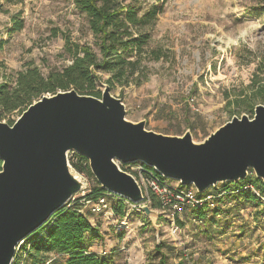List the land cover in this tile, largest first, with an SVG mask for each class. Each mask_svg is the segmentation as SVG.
<instances>
[{"label":"rangeland","instance_id":"374dc122","mask_svg":"<svg viewBox=\"0 0 264 264\" xmlns=\"http://www.w3.org/2000/svg\"><path fill=\"white\" fill-rule=\"evenodd\" d=\"M139 3L144 10H158L151 27L141 30L151 37L146 47L159 48L167 57L144 62L149 74L139 86L110 90L124 104L126 119L144 122L146 130L162 135L189 132L200 143L234 116L252 118L255 106L264 104L259 94L264 85V0ZM13 18L22 22L14 32ZM66 41L92 47L94 41L72 0H0V83L13 87L17 73L28 66L46 75L69 65ZM97 89L102 92L103 86L97 83ZM19 115L15 111L3 121L13 123ZM248 175L255 177L251 171ZM82 176L88 189L97 184L93 176ZM222 185L208 190L221 192ZM107 197L114 211L121 200ZM247 197L220 199L221 210L208 208L205 221L193 209L183 210L175 220L176 234L165 214L150 203L141 206L156 213V220L126 208L119 218L115 213L99 216L91 224L98 227L100 238L89 251L110 264H157L150 254L164 243L169 264H264V200ZM121 218L127 226L119 232ZM16 255L22 257L19 264H34L20 250ZM64 259L48 254L45 264H64Z\"/></svg>","mask_w":264,"mask_h":264},{"label":"water","instance_id":"95a60500","mask_svg":"<svg viewBox=\"0 0 264 264\" xmlns=\"http://www.w3.org/2000/svg\"><path fill=\"white\" fill-rule=\"evenodd\" d=\"M74 152L88 161L101 189L134 204L144 195L122 165L142 164L198 194L237 183L249 171L264 184V104L193 142L189 132L168 136L126 119L125 106L103 86L100 98L74 89L44 94L8 124L0 120V264H13L21 242L71 198L88 189L69 164ZM145 217L157 219L147 205Z\"/></svg>","mask_w":264,"mask_h":264},{"label":"trees","instance_id":"16d2710c","mask_svg":"<svg viewBox=\"0 0 264 264\" xmlns=\"http://www.w3.org/2000/svg\"><path fill=\"white\" fill-rule=\"evenodd\" d=\"M72 2L78 12L86 18L94 40L93 47L88 44L73 45L66 41L64 49L71 55L69 65L52 70L46 75L37 67L28 66L24 71L17 73L13 87L10 88L6 81L0 83L1 121L15 111L21 113L44 94L74 89L79 94L100 98L101 92L97 89V83L107 85L110 90L116 86L127 87L130 84L139 86L149 74L144 62L159 61L167 57L159 48L146 47L151 37L148 32L141 31L151 27L156 20L158 10L155 7L144 10L139 0H72ZM21 28L22 22L13 18L11 30L14 32ZM103 75H107V78L103 79ZM259 94L264 98V85L259 88ZM7 123L12 124L8 119ZM68 161L76 172L92 177L88 161L84 157L75 153ZM247 186H252L264 197V184L255 177L251 179L250 175L237 183H224L221 192L213 193L208 190L198 196L203 198L207 194L224 193L222 198L226 199L230 195L245 197L249 194L247 198L258 200L252 191L244 189ZM105 193L108 192L95 183L83 198L94 200ZM80 199L77 198L62 207L44 226L28 236L23 241L25 245L20 246V252L28 255L34 264L47 263L48 254L52 253L65 258L64 264H110L108 259L89 251L90 244L100 238V233L98 227H94L87 217L79 213ZM220 199L214 201L216 207L212 210L215 213L221 210L218 205ZM149 203L152 208H158L154 200L151 199ZM123 208L121 201L113 213L122 216ZM208 208L204 205L193 211L197 213L199 220L205 221ZM165 248L164 243H159L150 254L152 260L157 259V264H169ZM21 258L15 255L13 264H19ZM54 261L55 259L51 260V263Z\"/></svg>","mask_w":264,"mask_h":264},{"label":"built area","instance_id":"2783aa9c","mask_svg":"<svg viewBox=\"0 0 264 264\" xmlns=\"http://www.w3.org/2000/svg\"><path fill=\"white\" fill-rule=\"evenodd\" d=\"M74 154V152H70L68 159L72 158ZM115 163L122 171L131 175L135 179L145 196L144 203H149L151 199L155 201L158 208L169 219V226L173 234H176L178 231L175 220L180 212L186 209L200 208L204 205L214 209L216 207L214 201L222 198L224 195V193H219L217 195L207 194L205 197L199 198L198 193L193 186L183 187L179 182L165 179L158 175L154 170L149 169L142 164L122 165L118 161ZM244 189L252 191L257 197L264 200V197L259 195L252 186H247ZM87 193L88 190L74 195L66 205L77 198H81L79 201L81 203L79 213L87 217L90 222L94 220L98 221L99 216H106V218L115 216L107 197L108 195L114 194L105 193L103 196L94 200H85L83 197ZM117 197L122 201L126 210L130 212H141V204H134L119 196ZM119 217L120 216H118V218ZM124 220V218H121L118 226H116L118 227L117 230L119 232L127 226V222L124 223ZM22 244L23 242L20 243L16 253L19 251Z\"/></svg>","mask_w":264,"mask_h":264}]
</instances>
